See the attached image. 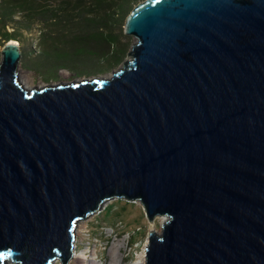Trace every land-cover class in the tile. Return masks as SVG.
Masks as SVG:
<instances>
[{"label": "water", "instance_id": "obj_1", "mask_svg": "<svg viewBox=\"0 0 264 264\" xmlns=\"http://www.w3.org/2000/svg\"><path fill=\"white\" fill-rule=\"evenodd\" d=\"M110 78L24 88L0 61V264H66L112 198L167 216L143 264H264V0H142Z\"/></svg>", "mask_w": 264, "mask_h": 264}, {"label": "rangeland", "instance_id": "obj_2", "mask_svg": "<svg viewBox=\"0 0 264 264\" xmlns=\"http://www.w3.org/2000/svg\"><path fill=\"white\" fill-rule=\"evenodd\" d=\"M140 1L142 0H135L130 4L124 19ZM124 19L120 25L115 26L113 29V32L119 37L118 46L127 50L124 57L116 63L107 64L106 62H101L99 67L102 70L86 73H78L66 68L55 71L57 63L53 60H47L45 55L40 52L36 38L37 30L31 32L21 31L18 41L21 51V58L17 67L18 79L26 83V85H23L25 88L30 86L40 88L83 79L110 78L113 72L121 69L123 61L129 59L128 52L131 49V45L136 42L135 37L124 33ZM72 35L73 33L65 39L55 40L51 43L54 44V47L65 46L66 49H71ZM1 48L2 45H0V50ZM109 209L111 211L108 214L107 211ZM89 216L77 221L75 226L77 250L81 251L83 248V250L87 251L85 264H91V258H95L96 264H134L147 244L149 232L155 230L160 233L162 224L167 219V216H164L165 219L163 220V216L158 215L151 222L146 217L140 201H127L118 198L105 201L97 212ZM94 249L97 252L96 256L93 255ZM70 260L71 258L66 264H72ZM5 264L12 263L8 260ZM55 264H61L60 259Z\"/></svg>", "mask_w": 264, "mask_h": 264}, {"label": "trees", "instance_id": "obj_3", "mask_svg": "<svg viewBox=\"0 0 264 264\" xmlns=\"http://www.w3.org/2000/svg\"><path fill=\"white\" fill-rule=\"evenodd\" d=\"M133 1L0 0V45L10 39L19 41L23 30H37L40 52L57 63L55 71H100L99 63H116L127 51L118 46L119 37L113 29L120 25ZM72 33L71 49L51 43Z\"/></svg>", "mask_w": 264, "mask_h": 264}, {"label": "bare ground", "instance_id": "obj_4", "mask_svg": "<svg viewBox=\"0 0 264 264\" xmlns=\"http://www.w3.org/2000/svg\"><path fill=\"white\" fill-rule=\"evenodd\" d=\"M15 43H17L18 44V41H16L15 40ZM19 45V44H18ZM20 81V80H19ZM20 83H21V85H22V87H24L23 85H26V83L25 82H21L20 81ZM59 84V83H58ZM44 87V86H43ZM25 88V87H24ZM31 88H33L32 86H30L28 89H31ZM40 88H42V87H40ZM40 88H38V89H40ZM91 216V215H90ZM89 216V217H90ZM162 219L164 220L165 219V217L163 216L162 217ZM108 237V236H107ZM149 242V238H148V240H147V243ZM147 245V244H146ZM78 249V244H77V236H75V230H74V239H73V251H72V255H71V263L72 264H85V259L87 258V256H86V254H87V251H85V249L83 250V248H82V250L81 251H78L77 250ZM80 250V249H79ZM77 251H78V254L76 255V253H77ZM93 255L94 256H96L97 255V252H96V249H94V251H93ZM115 256H117V255H115ZM114 257V256H113ZM119 257V256H118ZM113 259V258H112ZM112 259H111V261H112ZM116 259H117V257H116ZM120 259V258H119ZM144 260H145V251L143 250L142 251V253L139 255V258H138V260L134 263V264H143V262H144ZM58 261V258L57 259H55L53 262H51L50 264H55L56 262ZM114 261V260H113ZM115 262V261H114ZM90 263L91 264H96V260H95V258H91V260H90ZM89 264V263H88Z\"/></svg>", "mask_w": 264, "mask_h": 264}]
</instances>
